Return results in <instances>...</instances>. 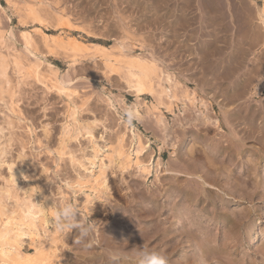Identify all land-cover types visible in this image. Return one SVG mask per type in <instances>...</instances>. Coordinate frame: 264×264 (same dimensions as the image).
I'll use <instances>...</instances> for the list:
<instances>
[{"label":"rangeland","instance_id":"rangeland-1","mask_svg":"<svg viewBox=\"0 0 264 264\" xmlns=\"http://www.w3.org/2000/svg\"><path fill=\"white\" fill-rule=\"evenodd\" d=\"M10 1H12L13 5H9L6 0H0V5L2 6L0 9V42L3 40L2 45L0 43V58L1 55L5 56V58L7 57L6 60H9L10 64L6 70V80H8V83L5 84L4 79L0 77V149L4 150L0 158L3 162L0 163L1 188L5 183L9 184L7 182L10 172L8 167L14 164L17 170L25 172V176H19L18 184L20 188L18 186L13 188L14 192L17 191L16 195H19L18 197L21 198L23 196L22 192H24V189L28 187L30 182L40 189L44 198L51 196L52 200H48L53 205L65 199L71 200L72 203L78 206L82 216H89V220L94 221L95 228L92 238L98 236L95 239L99 241L108 235L112 229L110 225L112 226L118 220V222H124L125 210L130 204L134 202L140 203L141 200L149 198L153 192L151 190H155L158 187L163 189L172 185L183 187L185 183H187V186L190 184V187L196 188L197 183L191 181V179L189 180L187 175L165 176L167 169H163L169 168L168 170L175 172L178 170L177 173L191 174L193 172V175L195 173L198 174V171L201 169L198 170L196 167L197 169L194 170L192 167L197 164L201 165L198 160L201 163L204 162L207 146L212 144L210 146L212 148L216 142V146L220 148L221 153L231 156V158L229 157L231 160L225 159V161H222L223 166H220L217 162L218 168L213 164L215 170L217 169L221 173L226 174L231 172L234 176L238 173L239 176L247 175L250 171L249 177H242L250 179L247 188L250 189L253 186L263 188L264 176L260 175V170L264 164V135L261 137L262 135L257 130L260 125L264 127V109H262V107L264 108V87L261 88L260 94L250 95V91L253 88L256 87L258 89L261 87L263 80L260 74L264 69V29L258 21L256 14V7L262 4V0ZM27 4L48 19L55 12L62 13L72 22L90 32L87 34L82 32L81 29L74 31L73 34L79 40L85 43L98 42L109 47L114 54L120 52L119 49H116V46L121 44L124 46L127 44H129L127 46L132 44L137 45V52H140L146 58L155 60L157 65L164 71V75L168 74L171 76L170 80H172L173 84L170 85L171 81H163L164 83L162 84L167 89L175 91L176 98H178V100L175 99L176 104L172 105V112H166L162 109L165 111V114L160 117L161 120H158V115L162 111L160 112L159 109L151 108L157 103V100L153 99L154 95H142L143 97L140 96V99L136 98L127 90L124 81L120 79L119 75H108L104 72L103 65H101L100 60L97 58L95 59L90 56L78 58V61L71 65L70 59L63 53L49 52L34 31L36 25L22 23L24 19L20 17L19 12L15 11L14 7L23 9ZM52 27L45 29L44 33L48 35L60 33V30ZM20 31L32 33V44L34 54L36 55H31L23 48L24 44H22L23 40ZM9 33L12 34V38H10ZM125 51V48L122 49V52ZM33 56L38 59H35ZM13 58H18L23 63V74L27 72V68L29 67L32 68L31 70L29 68L31 72L26 74L25 77H22V74L17 75L18 73L14 71L12 63H10V60L12 61ZM49 65L57 69V80L61 81L62 84L64 82L66 84H63L64 86L73 90L69 98L64 99L54 89L48 90L45 85L38 82L33 76L43 75L42 78L44 77L45 84H48L50 82L49 78H53V75H51L52 70L48 67ZM164 75L161 76L163 80L165 78ZM175 80L179 81L180 84L177 83L178 85H175ZM216 81L217 83H215ZM175 86L177 89L174 88ZM234 89H237V91L240 89V97L237 93L238 97L236 96V99L234 98L237 91ZM184 90H187V93L191 92V94L194 91L196 92L194 101H189L188 98H185ZM221 91L222 93L223 91L227 93V96L225 92L223 93V97L224 94L226 97L225 101L222 100ZM228 95L234 98L232 99ZM163 96L162 101L165 103L167 99ZM231 99L232 101H230ZM10 102H12V105ZM66 103H68L67 106L71 110L74 109L77 112L75 115L76 117L78 116L76 118L77 124L85 125L88 123L91 125L92 136H95H93V140L96 142L94 144L99 145L96 146L99 152L98 158L92 157L95 153L88 141V136H83L82 133H80L81 135L78 134L77 137L67 139L65 145L68 153L62 155V159L57 154L56 150L62 137V127L65 120L68 123L71 121L70 124L74 123L72 118L68 116ZM10 105L12 108H10ZM158 106L163 107V105ZM134 107L139 109L141 117H137L133 113ZM129 109L134 114V118L130 123L127 122L128 117L125 115L126 110ZM232 109L236 111L234 112ZM225 110H227V114L225 112V116H223L224 114L221 113ZM232 113H236V115L233 116ZM230 116L233 117L230 118ZM201 117L205 120L201 119ZM216 117L220 118L221 121L225 117L221 125L222 131H218L216 127L214 128L210 125L211 122L208 124V121H206L207 118H211L210 120H212V118L215 119ZM226 118H229V120ZM201 120H203V123ZM125 122L135 127L134 131L137 134L139 133L138 135L143 138L144 143H146V139L149 140L148 148L138 154L139 159L147 160L149 158L150 160L151 172L144 181L134 164L127 169L121 170L114 162H109V158L107 157V146H115L118 136H122L123 138L121 141L123 149L131 152L132 148L129 145L131 131L126 129ZM247 123H253L252 125L254 126ZM170 143L172 145L175 143V145L172 147ZM202 145L205 147L203 148ZM172 148L175 149L173 157L170 155L171 151H173ZM190 151H193V153ZM71 156H73L72 161L69 159ZM90 157L94 158L95 165L94 163L92 165L88 163ZM250 157L253 161L249 159ZM191 160L197 162H193L192 164ZM247 160L250 161L248 162L249 164L246 163ZM156 161L159 163L158 168L155 165ZM227 161H231V163L235 161V164L229 162L227 164ZM79 162H83V164L88 163L89 165L87 164L88 166H86L88 168L85 169L84 165L79 166ZM243 162L244 168L242 169L240 167H242ZM101 163L103 167H101ZM187 165L189 166L187 167ZM233 165H237L238 167L234 166L233 168ZM254 165L258 169L260 168L259 171L256 170L257 173H254ZM258 165L262 166L259 167ZM214 166H211L210 170H213ZM100 168L103 169L107 177L106 184L108 188L98 193V198L92 199L91 204H85L84 195L85 193H90L89 190L86 189L85 192L74 193L72 188L67 185V182H73L77 176H88L89 173L96 174ZM228 168H231V170L228 171ZM236 168H240L242 171L239 169V172ZM235 171L237 172L235 173ZM155 172H157V175L162 174L163 176L158 175L159 177L155 178ZM240 173L244 174L240 175ZM226 174H222L224 175V179ZM253 174L258 175V177ZM24 177H27L30 181H27ZM171 177L176 182L173 183ZM157 178L160 180L159 182ZM169 178L172 180L170 181ZM163 180H165V183ZM226 181L230 182V179L226 178L224 184ZM209 182L213 183L211 180ZM255 182H257V185ZM261 193L262 190H258V195H261ZM208 200V197H206L205 202L207 203ZM263 201L264 198H260L259 201L257 197L252 201L238 198V203L240 204H237V202L232 204L230 202L228 205L230 208H234L233 205H238L236 207L240 208L235 207L238 212L241 208L245 211L251 208V206L259 208L260 210L258 211L261 213V217L256 216L254 222L258 221L264 225ZM205 202L203 204H206ZM7 203L11 205V201H7ZM84 205L86 208H84ZM199 206L201 207V203ZM46 225H44L45 231H43L42 227H38L37 236L36 234L33 236V245L29 244V238L25 236L23 238L25 242H22L20 250L32 253L34 247L48 249L52 246L50 241L51 236L48 239H42L48 232V224ZM123 225H127L126 227L129 230L131 229V222L123 223ZM236 228L237 230L235 229L230 232V235L233 236L235 232L234 236L238 237L240 229ZM257 231L255 230V232ZM77 235L78 230L73 229L66 238L61 237L64 246L57 243L56 248L58 251L56 250V253L59 256L56 260L60 258V264H78V258L83 260V257L93 254L96 248H108L103 243L105 239L100 242L101 245L99 247L93 244L95 239L92 238L90 244H75L73 241ZM259 241L254 244L253 248L246 241H243L242 245L226 248L222 246L221 250H227L229 253H227L228 258L234 259L235 264H264V254L261 255L264 243L261 240ZM192 248L195 250L197 247L193 245ZM234 249L236 253L230 255L229 251H233ZM226 259L225 261L229 262ZM205 261L206 263H201L216 264L212 259H206Z\"/></svg>","mask_w":264,"mask_h":264},{"label":"bare ground","instance_id":"bare-ground-1","mask_svg":"<svg viewBox=\"0 0 264 264\" xmlns=\"http://www.w3.org/2000/svg\"><path fill=\"white\" fill-rule=\"evenodd\" d=\"M6 1L9 5L12 4V1H10V0H6ZM1 7L2 6L0 5V9H1ZM14 8H15L16 12L20 13L19 14L20 17H22L24 19L23 21L21 19L22 23H29V24L36 25V27L34 28V31L40 37V39L43 42V45L48 49L49 52H61V53H63L68 59H70L71 65L75 64L78 61V58H82V57H86V56H88V57L90 56V57L95 58V59L97 58L100 60L101 65H103L102 67L104 68L103 69L104 72L108 75L109 74L119 75L120 79H122L124 81L125 87L127 88V90L130 91L136 98H139L142 95H146V96L147 95H152V96L154 95L153 99H156L158 104L157 103H156V105L153 104L154 106H152V104H151V106H152L151 108L156 109V110L159 109L160 112L162 111L160 114L158 113L159 114L158 115L159 117L157 118L158 120H161L160 117L164 116L165 111L166 112L167 111L172 112V110H173L172 105L176 104L175 99L178 100V98H176L177 96L175 94V91H171V89H167V87L162 84V83H164L163 81H167V82L171 81L170 85L173 84L172 80H170L171 76L168 74H166V76H165L163 73L164 71L159 67V65H157L155 60L146 58L140 52H137L136 51L137 45L132 44L130 46H127V45H129V44H127L126 46H124L123 44H121L119 46H116V49H119L120 52L118 54H114L111 52L112 50H110L109 47L104 46L98 42L97 43H95V42L85 43L82 40H79L77 38V36L73 34L74 31H78V29H81V31L84 33L88 34L90 32L88 30H85L80 25L72 22L68 17L64 16L62 13L55 12L54 14H52L51 18L48 19V18L42 16L35 8L29 6L28 4L23 9L16 8V7H14ZM256 8H257L256 14H257L258 21L261 23L262 28L264 29V0H262V4L260 6H257ZM52 26L55 27V29L60 30V33L56 34V35H48V34L44 33L45 29H48L49 27H52ZM9 35H10V38H12V34L9 33ZM20 35H21L22 40H23L22 44H24L23 48H25L26 51H28L31 55H36V54H34V49H33V44H32V42H33L32 33L28 32V31L27 32L23 31L20 33ZM2 42H3V40H2ZM2 42H0L1 45H2ZM8 48H9V46H8ZM124 48L126 49V51L122 52V49H124ZM19 51H20V49H19ZM35 53H37V52H35ZM33 57H35V56H33ZM6 58H5V56H2V55L0 58V77L2 79H4L5 84L8 83L7 82L8 80H6V73H7L6 70H7L8 66L10 65L9 60L7 61ZM35 59H38V58L35 57ZM10 63H12L14 71L18 73L17 75L22 74L21 76L25 77L26 74L31 72V71H29V68H30L29 67V68H27L28 69L27 72H25L24 74L22 73L23 69H24V65L21 62V60L18 58H13L12 61L10 60ZM36 66H38V65H36ZM48 67L50 70H52L51 75H53L52 76L53 78H49V81H50L48 83L49 85L46 83L48 86L45 84L46 81L43 80L44 77L42 78L43 75L42 76L41 75H33L35 77V79L38 82H41L43 85H45L48 90L54 89L64 99L69 98L72 95L73 90H70V89H68V87L64 86V85H66V84H64V82H63V84H64L63 85L61 81L57 80V69L56 68L52 67L51 65H49ZM31 69L32 68H30V70ZM257 70H258V68H257ZM163 75L165 76L164 80L161 77ZM28 76H30V75H28ZM260 76L263 77L262 85L260 88L257 89L255 87L250 91V95H252V96L260 94V92L262 90L261 88L264 87V69L261 71ZM218 79H220V78H218ZM225 80H226V78H225ZM175 81H176V83L173 81L175 85L177 83L180 84L179 81H177V80H175ZM234 81H235V79H234ZM215 83H217V81ZM215 86H218V85H215ZM171 87H173V86H171ZM231 87H233V86H231ZM174 88H176V86ZM233 88H232V90H233ZM214 91H215V89H214ZM235 91H237V89ZM239 91H240V89L237 92H235L236 94L234 93L235 98L233 96H230V95H228V96H230L232 99L233 98L236 99V96L238 97L237 93L239 94V97H240ZM183 92H184L185 98H188L189 101H194L195 94H196L195 91H194L195 93L193 92L192 94H191V92L187 93V90H184ZM224 92L226 93V91H223V93ZM220 93H222V91ZM223 93L221 94L222 97H223ZM231 94H233V93H231ZM214 95H213V97H214ZM162 96L167 99L166 100L167 102L165 101V103H163L164 101H162ZM226 96H227V93H226ZM224 97H225V94H224ZM224 97L222 99L223 101L226 100V97H225V99H224ZM230 97H228V98H230ZM232 99L230 101H232ZM213 100H215V99H213ZM10 103L12 105V102H10ZM192 103H195V102H192ZM226 103H228V102H226ZM11 105H10V108H12ZM67 105H68V103H66V107H68V116H70L72 118L74 123L70 124L71 121H69V123H68L67 120H65L63 127H62V137L60 138L59 145H58V148L56 150L57 154L61 158L62 155L68 153V151H67L68 149L66 150V145H65V142L67 141V139H70L72 137H77L78 134L82 133L83 136L84 135L88 136L87 137L88 141L90 142V145L92 146V150L95 153L94 156L91 154L92 157L98 158L99 156H97V155L99 152H98V149L96 146H99V145L94 144L96 142H94V140H93V138L95 136L94 135H93L94 137L92 136L91 125L88 123L85 125L77 124L76 118L78 116L77 117L75 116L77 112L74 109L71 110V108ZM158 105H163V107H160ZM202 105H204V104H202ZM133 106H136V105H133ZM241 107H242V105H241ZM162 109H164L165 111ZM242 109H243V107H242ZM262 109H264V108L262 107ZM226 111L227 110H225L221 114H224ZM232 111H234V110L232 109ZM133 113L137 117H141V113L137 107H134ZM226 114H227V112H226ZM234 115H236V113H234L233 116ZM250 115H252V114H250ZM223 116H225V114ZM226 116H228V115H226ZM233 116H230V118ZM244 117H245V115H244ZM252 117H253V115H252ZM66 118H68V117H66ZM202 118L203 117H201V119ZM221 118H223V117H221ZM207 119H206V121H208V124H209V122H211L210 125L212 127H214V128L216 127L218 131H220V130L222 131L221 125H222V121L225 119V117H224V119H222V121L218 117H216L215 119L212 118V120H210L211 118L208 120ZM226 119L229 120V118H226ZM233 119H235V118H233ZM233 119H231V120H233ZM252 119H254V118H252ZM197 120H199V119H197ZM201 121L203 123V120H201ZM228 124H229V122H228ZM247 124L252 125L253 123L252 124L247 123ZM263 125H264V123H263ZM252 126H254V125H252ZM125 127L127 130L129 129L131 131V138L129 137L130 138V144L129 145L132 148L131 152H127L126 150L123 149V145L121 144V141L123 140V138H122V136H120V137L118 136V140L116 141L115 146L108 147L105 144V146H107V150H108L107 157L109 158V162H114L116 164V166L118 168H120L121 170L127 169L132 164H134L135 167H137V169L139 171V175L142 177V180L144 181L147 179V177L150 175V172H151L150 160H149V158L147 160L146 159L141 160L138 158V154H140L146 148H148L149 140L146 139L147 141L145 140L146 143H144L143 138L140 135H138L139 133L137 134L136 131H134V129H135L134 126H131L125 122ZM194 127H195V125H194ZM208 129H210V128H208ZM198 130H199V128H198ZM205 131H206V129H205ZM232 131L235 132L234 130H232ZM257 132L262 135L261 137H263L264 127L260 125ZM223 135H224V133H223ZM235 136H237V135H235ZM218 137H220V136H218ZM215 139H216V137H215ZM199 142H201V141H199ZM199 142H197V143H199ZM212 143H214V142H212ZM239 143H240V141H239ZM216 144H217V142H216ZM216 144H214L212 146V148L210 147L212 144L210 146H207L208 148L206 147L207 153H206V155H204V159H205L204 162L201 163V161L198 160V162L201 165L197 164L196 166L192 167L194 170L197 168H198V170L201 169L200 170L201 173H200V171H198L200 174L195 173V175H193V172L191 174H184L183 172L177 173L178 170H177V172H175L173 170H168L169 168L163 169V170L167 169L165 172V176L166 175H176V176L179 175L180 176V174L181 175H187L189 180L191 179V181H194L198 184V185L196 184V186H197L196 188L190 187L191 186L190 184H189V186H187V183H185V186H183V187L172 185V186L165 187L162 189V188L157 186L158 187V188L156 187L157 189L151 190V191H153L152 193L148 192V193H151L149 198H145L143 201L141 200L140 203L134 202V203L130 204L129 207L125 210L126 215L124 216V222L123 223L126 224V222H131V229L130 230L127 229L128 228V227H126L127 225H123L122 222H118L119 220L116 221L114 224H112V226L110 225V227H112V229L109 231V233L106 237H103V239H105L104 241L101 238H99V239H101L100 241L98 239L96 240L95 238H97L98 236L92 238V239H95L93 241V244L96 245V247L97 246L99 247L101 245L100 242L103 241V243H105L106 246H108V248H96V250H94L95 252H93V254H90V256H88V257H83V260L78 258V264H135V253H136L137 247H143L144 249H147L150 251L155 250V251L160 252L161 254L166 255L169 258L170 264H197V263L202 264L204 262L206 263V261H205L206 259H212V261H214V263H216V264H224V263L225 264H228V263L229 264H235L234 259L228 258V254H229L228 251L227 250L226 251L221 250L222 246H224L226 248V247H231V246H236V245H242L243 241H246L253 248L254 244L257 243L259 240L263 241V243H264V225L260 224L261 222H258V221L254 222V219L256 218V216L261 217V213H259V211H258L260 209L259 208L257 209V207L255 208V207L251 206V208H248V210L246 209L247 211L246 210L243 211V209L241 208V210L238 209L239 210V212H238L236 209V208H240V207H236L238 205H235V206L233 205L234 208L236 207L235 208L236 210L234 208H230V206L228 205V203H230V202L232 204L235 202H237V204H240V203H238V198L241 200L252 201L255 197H257V198H259V201H260V198H264V195H263L264 194V185L263 186L261 185L263 188H261L259 186V188H261V189H259L258 187H254V186L252 188L248 189L247 185H248L250 179L249 178H242V177L243 176L249 177L250 171L247 175H243L244 173L243 174L240 173V175H243V176H239L238 175L239 173L235 174L237 171H235V173H234L235 176L233 174H231V172H228V174H226V173H221V171H218L217 169H216L217 170L216 171L215 166L217 167L218 164L221 166L222 161H225V159L231 160L230 159L231 156H229L228 154H222L220 148H218V146H216ZM225 144H227V143H225ZM173 145H175V143ZM173 145H172V147H173ZM130 146H129V148H130ZM195 146H197V145H195ZM202 147H203V145H202ZM129 148H128V151H129ZM195 148H198V147H195ZM104 149L106 151L105 147H104ZM3 151L4 150L1 148L0 149V158H1V154H3ZM198 151H200V150H198ZM174 152H175V149H173V151H171V153H170V155L172 157L174 155ZM191 153H193V151ZM226 153H228V152H226ZM72 157L73 156L69 157V159L71 161L73 159ZM188 158H190V157H188ZM249 159H252V158L250 157ZM144 160H146V161H144ZM100 161H102V160L100 159ZM252 161H253V159H252ZM94 162H95L94 158L90 157L88 159L89 164L92 165ZM109 162H107V163H109ZM193 162H197V161H192V164H193ZM217 162H218V164H217ZM228 162L231 163V161H227V164H228ZM234 162L231 164H235ZM248 162H250V161L247 160L246 163H248ZM254 162H256V160H254ZM0 163H3L2 159H0ZM85 164H83V162H79V166L84 165L86 167L89 165V164L88 165L87 164L85 165ZM190 164H191V162H190ZM213 164H215V166ZM91 165H90V167H91ZM94 165H95V163H94ZM155 165H156V168H158L159 163L156 161ZM237 165H233V168H234V166H236V167L240 166V165H238V166ZM14 166L15 165L13 164V166L10 165L8 167L10 172H9V177L7 179V182L9 184L5 183V185L2 188L0 187V264H57V262H55L56 258L58 257V255H57L58 253H56V250L58 251V249L56 248V246H57V243H60L61 245L64 246V242L62 241L61 237H57L55 234L51 235L50 241H51L52 246H50L48 249H43L42 247H34V251L32 253H30V252L27 253V252H24L23 250H20L22 242L23 243L25 242V241H23V238L25 236L29 238V244L33 245L34 244L33 236H35V234L37 236V233H38L37 229H39L38 227L39 226L42 227L43 231H45V226H47L46 224H48L47 217H50L52 214V209L49 208L52 206V204L50 203V201L48 199L46 200L44 198V196H42L43 193L38 192L33 196V202L38 203V204L42 203L45 209H47V208H49V209L47 210V212H44L43 210L34 206L33 202H32V191L37 187H35L34 184H31L30 182H29L28 187L24 189V192H22L23 196L20 195L22 197L21 198L18 197L19 195L18 196L16 195L17 191L14 192L13 188L16 186L19 187V184H18V181L20 178L19 176H22V177L25 176V172L17 170V167H14ZM188 166L189 165H187V167ZM211 166H214L213 170H210ZM254 166H255V168H254L255 169L254 173H255L256 170L259 171L260 168L258 169V167H256V165H254ZM258 166L260 167L262 165H258ZM101 167H103V164L101 165ZM187 167H185V168H187ZM87 168L88 167H86L85 169H87ZM240 168H242V169L244 168V162L242 164V167H240ZM188 169H190V168H188ZM239 169H237V170L240 172L241 169L240 170ZM230 170H231V168L228 171H230ZM156 171H158V170H156ZM191 171H193V170H191ZM224 171H225V169H224ZM86 172H87V170H86ZM222 172H223V170H222ZM252 172H253V169H252ZM252 172H251V174H252ZM185 173H187V172H185ZM260 173H261L260 175L264 176V164H263V168L261 167ZM222 174H226L225 179L226 178H228V180L230 179V182L226 181L227 183L225 182V184H224L225 179L223 178L224 175H222ZM158 175H157V172H155L154 177L156 178ZM160 175H162V174H160ZM253 175H256V174H253ZM192 176H195L196 178L192 177ZM256 176L258 177V175H256ZM106 179H107V177L104 174L103 169L100 168L98 173H96V174L89 173L88 176L83 175V177L77 176V178L73 182H67L68 183L67 185L72 188V191L74 193L85 192L86 189L89 190L90 193H87V194L85 193V195H84L85 196L84 201H85V204H91L92 199L98 198V193H100L104 190H107L108 186L106 184V182H107ZM172 179H170V181ZM234 179L235 180L238 179L237 181H239V182L235 181ZM26 180L30 181V179H28V178ZM157 180H158V178H157ZM165 180H163L164 183H165ZM210 180H211V182L213 181V183H210L209 182ZM159 181L160 180H158V182ZM231 181H233V182H231ZM172 182L174 183L176 181H174V179H173ZM255 183L257 185V182H255ZM250 184H251V182H250ZM22 189H23V187H22ZM258 190H262L261 195H258ZM136 191H137V188H136ZM140 191L143 192V190H141V189H140ZM91 194H92V196H91ZM206 197H208V199H209L207 201V203L205 202ZM140 198H141V196H140ZM7 201H11V205L8 204ZM204 202L206 204H203ZM200 203H201V207L199 206ZM84 208H86L85 205H84ZM236 219H237V221H236ZM239 225L241 228L239 227ZM236 227H238V230L240 229L238 237L234 236L235 232L233 233V236L230 235L231 234L230 232L234 231L235 229L237 230ZM255 230H258V231L255 232ZM127 231H129V232L126 233ZM44 233L46 234V232H44ZM226 233H228V234H226ZM259 243H260V241H259ZM27 245H28V243H27ZM193 245H194V247L195 246L197 247V248H195V250L192 248ZM36 246H38V244H36ZM260 246H262V245H260ZM262 249H263L262 251L260 250L261 255L264 254V248L262 247ZM229 252H230V255H232L233 253H236L235 249L233 251H229ZM113 254H119V256L121 258L117 261H113V259H112ZM259 254H260V252H259ZM226 258H228V259H226ZM225 259L228 260L229 262L225 261ZM60 261L61 260H59L58 264H60Z\"/></svg>","mask_w":264,"mask_h":264},{"label":"clouds","instance_id":"clouds-1","mask_svg":"<svg viewBox=\"0 0 264 264\" xmlns=\"http://www.w3.org/2000/svg\"><path fill=\"white\" fill-rule=\"evenodd\" d=\"M125 115L128 117L127 122H131L134 118V114L131 110H126ZM27 179V177H24ZM40 192L37 187L32 191V202L33 196ZM45 199H51V196L45 197ZM52 200V199H51ZM33 205L39 209L47 212L49 208L52 209V214L47 217L48 220V233L42 239H48L52 234L57 237H67L73 229L78 230V235L75 237L73 243L75 244H90L91 238L94 232L95 223L89 220V216H82L78 206L71 202V200L65 199L62 202H58L56 205L45 209L43 204L34 203ZM67 249V248H65ZM59 256V254H58ZM121 257L119 254H113V261L119 260ZM57 259L55 262H59ZM135 264H170L169 258L155 250H147L143 247H137L135 253Z\"/></svg>","mask_w":264,"mask_h":264}]
</instances>
